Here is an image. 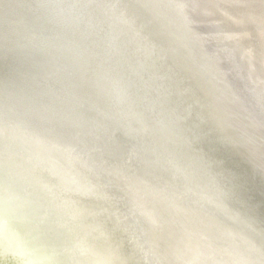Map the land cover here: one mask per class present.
Here are the masks:
<instances>
[{
    "label": "bare ground",
    "instance_id": "6f19581e",
    "mask_svg": "<svg viewBox=\"0 0 264 264\" xmlns=\"http://www.w3.org/2000/svg\"><path fill=\"white\" fill-rule=\"evenodd\" d=\"M70 1L104 14V56L88 18L0 0V60L31 71L0 75L14 264H264V195L220 149L264 194V0ZM137 64L167 84L161 116Z\"/></svg>",
    "mask_w": 264,
    "mask_h": 264
},
{
    "label": "water",
    "instance_id": "95a60500",
    "mask_svg": "<svg viewBox=\"0 0 264 264\" xmlns=\"http://www.w3.org/2000/svg\"><path fill=\"white\" fill-rule=\"evenodd\" d=\"M15 1H16V3L18 2V0H15ZM20 1H22L23 5H25V6H28V5L31 6L34 4L38 8H40L42 10V12L50 13L49 19L52 21L55 19V17H53L51 15V12L56 13L58 20H59V17L65 15L70 20V23H71V18H72V22H74L73 18H76V19H79V17H83V19H85V17H86V19L88 18L87 27H88V29H90L92 31L91 32V35H92L91 38L93 39L91 44L93 45V47H96L95 51L98 54H101L100 56L103 55L104 49H103V40H102L101 36L103 35V27L104 26H102V17L104 14L100 15L99 11H101V10L95 6V4H96L95 2L92 4L94 7L93 10L86 3L85 5H88V8H86L87 12H85L83 10V6L85 7L84 4H82L81 6H74L73 1L71 2L70 0H65V5L61 2L60 6L58 5L59 4L58 0H20ZM39 2H40V4H39ZM64 6H66V8H64ZM97 13H99V15ZM101 46H102V49H101ZM12 54H10V56L8 57V60H4V58L2 60H0V75L2 76V78H5V80H6V78L11 77V78H13V80L17 81L16 76L18 73H22L23 71L29 72L30 69H29V66L25 64V62L20 63V61L17 60L19 58L15 57ZM109 61L111 62L110 58H109ZM98 62L100 63V61H98ZM109 65H110V63H109ZM111 65H112L111 66L112 68H114V69L116 68V64L111 63ZM133 66H135V65L130 66V68ZM136 68L138 69L136 71L134 68L129 70V72L127 73L128 79H125V80L130 84V87L132 86V89L135 90V91H133L135 95H138L140 91L143 92L142 94H140V97L143 100V103H144L146 110L151 112L152 115L155 114V115L161 116L162 114L166 113L165 112L166 109L163 111H158V110L163 109V107L160 106L159 104H157L158 103L157 100L160 99L161 97H162V99H163V97L164 98L166 97L167 99H170L172 97L171 93H168L167 91H162L161 96L159 95V93H160L159 91H161V89L164 88L165 85H167V84L165 82L161 83L160 82L161 78L154 76L152 73H148L149 72L148 68L145 67L143 64H141V65L137 64ZM33 71H35V70H33ZM68 74H69V78H72L71 74L67 71V76H68ZM5 80H1V81L7 82ZM140 82H143V86L149 85V87H147V89L143 88L140 85ZM166 82H168V80H166ZM148 89H149V94H148ZM171 102H173V101H171ZM184 123L186 124V122H184ZM202 124H203V122H202ZM186 127H189V125L186 124ZM220 149L225 150V154H226V157L228 159V162H227V160H225L226 164L224 163V165H226L227 168H228V165L231 166V168H233L243 178L244 184L246 185V187L249 188V190L247 191V195H246L247 198L252 199V200H255L256 198L257 199L262 198L261 195H264V194H261V193L255 194L253 187H250L247 184V178L245 177L244 172H243L244 169L236 166L235 159L233 156L230 155V157H229L227 155V152H228L227 147L224 145H221ZM230 172H231V170H230ZM2 238H4V239H2ZM5 239H6L5 237H2L0 235V264H14V261H18V259H16V260L14 259V257H17V256L14 253V247H13L17 243L14 240L11 241L9 239V241H8L7 239L6 240ZM25 253H26V255H25ZM21 255L23 258H27L28 260L34 258L32 255H34L35 258H37L35 253L30 254L29 252H22ZM37 255H38V257H40V259H43L45 261L49 260L44 254H42V255L37 254ZM28 260H27L28 263L31 262Z\"/></svg>",
    "mask_w": 264,
    "mask_h": 264
}]
</instances>
